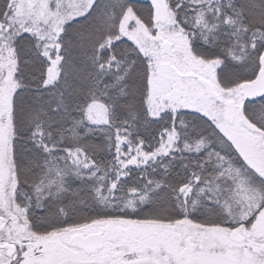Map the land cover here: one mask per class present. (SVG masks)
Segmentation results:
<instances>
[{
    "label": "snow or ice",
    "instance_id": "snow-or-ice-1",
    "mask_svg": "<svg viewBox=\"0 0 264 264\" xmlns=\"http://www.w3.org/2000/svg\"><path fill=\"white\" fill-rule=\"evenodd\" d=\"M0 264H264V0H0Z\"/></svg>",
    "mask_w": 264,
    "mask_h": 264
}]
</instances>
